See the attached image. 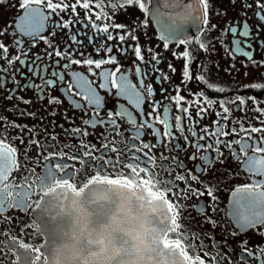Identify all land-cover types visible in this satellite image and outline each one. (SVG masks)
I'll use <instances>...</instances> for the list:
<instances>
[{
  "label": "flooded vegetation",
  "instance_id": "flooded-vegetation-1",
  "mask_svg": "<svg viewBox=\"0 0 264 264\" xmlns=\"http://www.w3.org/2000/svg\"><path fill=\"white\" fill-rule=\"evenodd\" d=\"M189 0H185L188 3ZM253 4L251 9H245L241 0H209V31L202 34L195 26L186 25V35L189 37L200 36L207 45V51L199 50L192 46L195 60L191 63L193 79L182 83L181 72L185 64L183 58L174 56L173 53H182L184 45L177 46L175 42L170 43L165 49L163 41L159 39L154 20L150 13H143L136 7H128L115 15V23L126 24L128 30H134L138 36V41L128 39L123 45L118 41H106V45H113L110 54L103 50L97 53L96 48L88 42V36L92 35L94 44L99 46L105 37L94 35L90 27H85L86 21L76 24L69 29H56V35H52L53 24L69 18L67 13L59 16L53 15L46 22V30L43 36L49 37L52 47H49L44 40H31L30 37L21 36L14 28V23L23 15L20 8V0H2L0 2V30H5V34L0 36V41L9 47V55H16L19 51H27L24 57L28 63L38 54L42 57L37 63L41 67L47 66V71L41 73L45 79L55 81L54 86L46 87L41 93L35 88H26L25 85L31 81L36 85L42 83L40 75H33L28 71L27 66L21 67L17 61L13 67H20V73L4 74L7 83L0 88V133L7 128V132L0 135V140H4L8 145L15 146L17 152L15 156L0 168V264H44V256L41 246L44 241L42 233L39 231V222L35 217L36 208L45 194L57 188H66L72 191H81L86 185L95 181H110L118 185L127 186L134 189H145L159 196L170 210L169 228L165 235V241L178 247L183 254L187 264H200L199 257L205 258L210 251L217 252L226 260H221L220 264H243L240 260L243 242L247 241V247L255 249L257 246H264V229L248 230L244 233L239 231L238 225L234 222L232 213V191L240 185L253 182L255 177L249 176L243 168L242 163L236 161L230 151L222 145L223 156L219 159L224 163L215 162V153L211 149L201 150L197 153L194 147L196 140L188 132L185 125V135L187 141L179 132L174 131L176 139L157 142V138L151 134V129L144 128L143 136L140 140L133 141L132 124L127 118L115 116L121 107L131 111L136 117L137 124L140 123L141 114L137 111L125 97L117 95V90L109 86L108 89H101L99 85L103 82L99 69H93V75L83 64H72L68 68L64 65L67 59L49 56L57 48L63 51L71 45L69 51L73 52L72 59H100L113 55L118 61L117 64H105L103 68L115 71L119 66L120 72L117 75H125L129 81L137 85L142 91L145 100L142 105L144 117L152 111V106L159 102L157 112L162 115L163 107L172 104V115L179 114L171 97L176 95L175 86H179L180 95L187 101L200 99L196 94L203 91L211 99H233L236 96L250 97L256 96L264 100V93L246 89L241 91L244 85L252 83H264V47L260 46V41H264V22H261L256 12L254 0H248ZM264 3V0H261ZM149 4L148 7H151ZM111 13V8L107 9ZM81 20H84L83 11L79 8ZM247 12V16L242 13ZM47 14V13H46ZM94 18V17H93ZM247 22L251 26V35L247 38L252 45L246 48L253 52V60L260 62V66L251 64L242 55H233V40L246 38L239 35L243 28V23ZM147 22L145 26L144 22ZM216 25L211 29V25ZM236 27L237 34L233 36L230 29ZM122 30H113V35ZM77 34L82 46L75 44L69 38V34ZM227 36V37H226ZM20 40L19 45L15 41ZM142 48L144 61L135 57L133 48L136 44ZM131 45V47L129 46ZM244 46L243 43L241 45ZM126 48V54H122L119 49ZM151 48L153 51L149 52ZM83 53V55H81ZM159 54L161 63L151 60V56ZM57 60L59 63L57 64ZM150 61V62H149ZM0 60V65H3ZM171 63L175 68V74L169 71L168 65ZM153 66L167 73L171 79L167 82H157L161 75L160 71H153ZM35 67V66H33ZM139 67L143 75V85L140 83L141 77L137 74ZM63 75L61 81L52 76V72ZM79 72L85 75L92 86L103 97V108L99 111V117L107 121L108 113H113L116 127L105 123L92 127L85 125V120H90L96 114L93 106L89 105L80 95L71 96L67 89L70 83L74 84L71 73ZM247 73V75H245ZM17 82L12 83V79ZM203 75L206 80L214 86H223L231 91L217 93L209 90L204 82L198 81L195 77ZM18 85V86H17ZM151 85L154 95L148 97L146 88ZM16 88L14 93L9 90ZM161 88L165 91H161ZM78 91L73 88V92ZM9 94L12 95L8 99ZM23 100H31L25 104ZM55 97L60 103L49 104L48 98ZM83 105L82 109L73 107L72 100ZM232 109L230 114L229 128L238 127L234 121H239L245 127L249 124L261 127L259 120L253 119L258 114L254 111L235 110V105L227 104ZM252 101L249 100L246 109L252 108ZM259 107L264 108V104ZM221 109L218 105H213L206 118L200 120L199 124H194L197 132L207 125L210 131L213 128V121L218 118L215 112ZM155 113H153V117ZM195 118V111L193 110ZM174 123V121H173ZM16 125L17 127H14ZM156 127L163 131V126L156 124ZM81 129V134H76L74 129ZM87 132L84 136L82 133ZM234 136L226 139L232 140ZM221 139H225L221 137ZM136 143L142 147L143 143L153 145L149 149H142L143 158L155 157L156 162L145 164L139 157L133 155L130 144ZM200 144L207 145L212 140L199 141ZM180 145V149L175 147ZM236 147L238 151V146ZM196 154L208 155L214 160V164L207 170V173H198L197 164H202L199 159L190 160L189 156ZM251 154V153H249ZM167 157V159H162ZM183 163V167L178 166ZM168 164V168L161 170L160 164ZM175 168V172H172ZM197 175L204 185L215 186L216 201H212L207 193L202 197H191V199L177 200L176 196L181 189L186 188V182L192 187L204 190L202 184H197L188 179V172ZM183 174L185 181H174V176ZM168 182H167V181ZM178 186V187H177ZM176 204H180L179 208ZM205 206L203 213L196 211L193 207ZM214 221L215 223H212ZM188 241L193 246H189ZM202 245V247H201ZM246 259H250L247 258ZM251 264H256L254 260Z\"/></svg>",
  "mask_w": 264,
  "mask_h": 264
},
{
  "label": "snow or ice",
  "instance_id": "snow-or-ice-1",
  "mask_svg": "<svg viewBox=\"0 0 264 264\" xmlns=\"http://www.w3.org/2000/svg\"><path fill=\"white\" fill-rule=\"evenodd\" d=\"M2 2V0H0ZM233 3L236 0H232ZM241 3L245 9H251L253 4L249 3L248 0H241ZM256 5V12L254 15H257L261 22H264V3H261V0H254ZM149 4L153 6L148 7ZM20 8L23 11V15L18 18V21L14 23V28L18 34L21 36L30 37L31 40H44L49 47H52V42L49 37H45L42 33L46 30V22L51 19L53 15L59 16L61 13H67L69 18L64 20L61 17V21L53 24L52 35H56V29H69L70 27L85 23V27H90L93 30L94 35H99L105 37L104 40H101L99 46L94 44L93 36H88L89 44H92L96 48L97 53L104 51L107 54L112 53L113 45H106V41L116 40L120 45H123L124 42L128 39L132 41H138V36L134 34V30L129 31L126 24L115 23L114 17L120 11L126 10L128 7H136L138 10L143 13H150L151 18L155 21L156 25L159 27V39L163 41L165 49H167L170 43L175 42L177 46L184 45L185 50L182 53H173L174 56L183 58L185 60L184 67L181 72L182 83H187L193 79V74L191 72V63L195 60L193 55L192 46L195 45L199 50L207 51V45L201 40L200 36L195 38L189 37L186 35V25L195 26L199 33L204 31H209L208 25L209 21V0H189L188 3H185V0H160L159 3H156L155 0H20ZM83 11L84 20H81L80 13L77 9ZM111 8V13L107 10ZM47 13V14H46ZM242 15L247 16V12L242 13ZM94 17V18H93ZM145 26L147 22L145 21ZM216 25H211V29H214ZM122 30L117 32L116 35H113V30ZM233 36L237 34L238 29L232 27L230 29ZM5 34V30H0V36ZM241 37L246 38L244 41L240 39L233 40V55H242L247 58V60L253 64L260 66V62L253 60V52L247 51L246 48H251L252 45L248 42L247 38L251 35V26L247 22V19L243 23V28L239 31ZM69 38L75 44L82 46L81 41L77 38V34H69ZM20 40L15 41V45H19ZM243 43V47L241 46ZM260 46L264 47V41H260ZM131 47V45H129ZM71 45L67 46L63 51L58 48L54 50L53 53H47V55L59 57L62 59H67L68 63L64 65V68L70 67L72 64H83L87 66L88 70L92 72L93 75L96 73L93 69H99L100 76L102 77V83L99 85L101 89L115 88L117 90V95L125 97L129 103L141 114L140 123L137 124L136 117L131 111L121 107L119 111L115 113V116L121 118H127V120L132 124L134 131L132 132L133 141L140 140L143 136L142 129L149 128L151 129V134L157 138V142L163 141L164 138L169 140L176 139L174 136V129L176 132H179L181 136L187 141V136L185 135V125L187 126L188 132L192 137L195 138L196 143L194 147L196 152L199 153L201 150L211 149L215 153L216 160L221 164L224 163L223 160L219 159L223 156L221 151V145L228 149L232 157L242 163L243 168L249 174L250 178L255 177L256 179L253 182L237 186L232 191V217L234 222L238 225L239 231L244 233L248 230L255 229H264V126L257 127L249 124L248 127H245L239 121H234L231 123H236L238 127H232L231 130L226 131L229 128L230 123V114L232 109L227 107V104L235 105V110H247L254 111L258 115L253 119L259 120L261 125H264V108L259 107L260 104H264V100L258 99L256 96L250 97H240L236 96L233 99L223 98L220 100L211 99L205 95L203 91L196 94L200 99H194L192 101H187L186 98L180 95V87L175 86L176 95L171 97L172 102L175 104L177 113L172 115V104L166 105L163 107L162 115L157 112V107L159 102L152 106V111L148 113V117H144L142 105L144 103L145 97L142 95V91L138 90L137 85L131 83L129 79L123 75H117L120 72L119 66L116 67L115 71L105 70L103 66L105 64H117L118 61L115 56L108 55L107 58L93 59L86 58L83 60L72 59L73 52L69 51ZM119 51L122 54H126L127 49L121 47ZM149 52L153 50L148 49ZM135 57L144 61L145 57L143 55L142 48L137 43L133 48ZM83 55V53H81ZM27 56V51L21 50L16 55H9V47L2 41H0V60L4 63L0 65V88H3L7 83L6 76L4 74H13L20 73V67L14 68L13 65L18 61L21 67L27 66L28 71L32 72L33 75H40L42 83L36 85L29 81L25 85L26 88H35L38 89L41 93V98H43V90L46 87L54 86L55 81L52 79H45L41 74L47 71V66L41 67L37 61L41 60L40 55H36L35 58L28 63L24 57ZM151 60L156 61L158 65L161 63L159 54L155 53L151 56ZM150 62V61H149ZM57 64L59 61L57 60ZM35 66V67H33ZM169 71L172 74H175L176 68L169 63ZM137 74L141 77L140 83L143 85V75L142 70L137 67ZM153 71H160L161 75L157 78V82H167L171 77L162 72L160 69L153 66ZM74 84L70 83L68 85V93L71 96L80 95L87 103L93 106L95 115L90 120H85V125H91L93 128L97 125H103L105 123L111 124L113 127H116L115 120L112 119L113 113L109 112L107 115L109 119L105 121L99 117V111L103 108V97L97 92L96 88L92 86L93 82H90L89 79L79 73H71ZM247 75V73H245ZM264 75V73H262ZM52 76L56 77L59 80H63L64 77L60 73L53 70ZM198 81L204 82L209 90H213L217 93H224L225 91H231V89H226L223 86H214L209 83L205 76L199 75L195 77ZM12 83L16 84L17 82L12 79ZM18 86V85H17ZM146 88L148 97L154 95V90L151 85L143 86ZM73 88L78 91L73 92ZM252 89L254 91L264 93V83H252L251 85H244L241 88V91L246 89ZM16 88L10 89V93H14ZM161 91L165 89L161 88ZM12 95L9 94L8 99H11ZM23 100V97L20 98ZM252 101L253 107L246 109L248 101ZM25 104H29L31 100H23ZM49 104H58L60 101L55 97L48 98ZM73 107L76 109H82L83 105L76 100H72ZM213 105H218L221 111L215 112L217 120L213 121V128L210 131L209 126L205 125L200 128L199 133L197 132L194 124H199L200 120L206 118L209 111L212 110ZM193 110L195 111V118L193 116ZM153 113L155 116L153 117ZM174 121V123H173ZM156 124L163 126V131L156 127ZM17 127L16 125H13ZM7 132V128L3 130V133ZM76 134H81V129H74ZM3 133H0L2 135ZM84 136H87L88 133L85 131L82 133ZM229 136H234L232 140L226 139ZM221 137L225 139H221ZM212 140V143L207 145L200 144L199 141ZM238 146V151L236 147ZM130 149L135 156H139L145 164L155 163V157L148 156L146 159L143 158L139 153L142 149H149L153 147L148 143H143L142 147L137 146L136 143L130 144ZM175 147L180 149V145L176 144ZM17 148L12 145H8L4 140H0V168L3 167L5 160L10 161L16 154ZM251 153V154H249ZM162 159H167L163 157ZM188 159L196 160L199 159L202 161V164L196 165V170L198 173H207V170L211 168L214 164V160L208 155H200L197 157L196 154L189 156ZM178 166L183 167L181 162ZM168 164H160L161 170L168 168ZM172 172H175V168H172ZM188 179L194 181L197 184H202L204 190L192 187L190 183L186 182V177L183 174L175 175L174 181H185L186 188L181 189L180 193L177 194V200L191 199V197H202L207 193L208 197L212 201H216L218 197L215 195V186L204 185L203 181L199 179L197 175H193L191 171L188 172ZM167 181V180H166ZM168 182V181H167ZM178 187V186H177ZM179 208L180 204H176ZM196 211L203 213L206 210L205 206L196 207ZM212 223H215L212 221ZM258 234L264 235V232H258ZM189 246H193L191 241H188ZM202 247V245H201ZM250 258V259H246ZM207 264H220L221 260H226L227 258L223 255L210 251L206 254ZM240 260L243 261V264H251V261L254 260L256 264H264V246H257L255 249L247 247V241L243 242L242 254ZM200 264H206L205 258L199 257Z\"/></svg>",
  "mask_w": 264,
  "mask_h": 264
},
{
  "label": "water",
  "instance_id": "water-1",
  "mask_svg": "<svg viewBox=\"0 0 264 264\" xmlns=\"http://www.w3.org/2000/svg\"><path fill=\"white\" fill-rule=\"evenodd\" d=\"M35 217L44 264H187L178 247L164 240L169 208L145 189L110 181L91 182L78 192L57 188L43 196Z\"/></svg>",
  "mask_w": 264,
  "mask_h": 264
},
{
  "label": "bare ground",
  "instance_id": "bare-ground-1",
  "mask_svg": "<svg viewBox=\"0 0 264 264\" xmlns=\"http://www.w3.org/2000/svg\"><path fill=\"white\" fill-rule=\"evenodd\" d=\"M227 37V36H226Z\"/></svg>",
  "mask_w": 264,
  "mask_h": 264
}]
</instances>
